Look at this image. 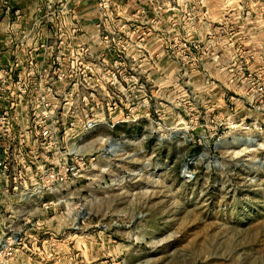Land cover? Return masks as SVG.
I'll return each instance as SVG.
<instances>
[{
    "label": "rangeland",
    "instance_id": "1",
    "mask_svg": "<svg viewBox=\"0 0 264 264\" xmlns=\"http://www.w3.org/2000/svg\"><path fill=\"white\" fill-rule=\"evenodd\" d=\"M183 42L170 40L174 82L152 98L109 105L97 88V106L85 88H58L63 153L74 149L86 163L43 189L42 200H17L22 211L0 194V214L13 213L0 242L12 237L15 252L25 245L30 264H264V93L250 84L219 102L211 84L188 86L179 63L197 67L209 49L183 50ZM260 71L247 80L264 81ZM120 106L121 117L108 113Z\"/></svg>",
    "mask_w": 264,
    "mask_h": 264
},
{
    "label": "crops",
    "instance_id": "2",
    "mask_svg": "<svg viewBox=\"0 0 264 264\" xmlns=\"http://www.w3.org/2000/svg\"><path fill=\"white\" fill-rule=\"evenodd\" d=\"M115 20L122 24L121 29L114 34L112 47H108L102 32L112 29ZM179 34L203 40L208 46L209 50L197 58V67L186 60L179 65L188 86L211 84L219 102L233 93L243 96L241 93L250 85L236 68L241 60L239 39L244 41L246 53L253 54L245 73L264 71V0H0V77L8 71L11 87L0 95V113L10 99L13 107L21 80L29 88L38 82H54L57 94L62 85L69 86L74 94L85 88L86 103L96 102L97 106L103 102L94 93L97 88H103L102 96L109 105L120 102L126 106L129 100L144 94L152 98L153 90L167 91L173 85L178 62L169 44ZM60 39H64L63 44H59ZM58 52L63 53L64 69L70 72L63 82L54 78ZM118 57H125L126 64L119 65ZM231 66L235 71L230 70ZM124 74H133L134 78L125 80L121 77ZM194 79L198 82H192ZM36 95L32 89L14 106L17 120L11 154L22 173L9 180L0 178V194L16 203L19 211L25 207L17 200L44 198V193L32 189L39 181L38 165L47 156L37 138L34 114L39 110L32 103ZM122 106L108 113L121 117ZM30 186V195L21 194ZM4 214H0V233L6 229L5 223L12 221L7 218L13 215L12 208L8 206ZM43 248L46 250L44 243ZM31 260L28 248L22 244L10 264H30Z\"/></svg>",
    "mask_w": 264,
    "mask_h": 264
},
{
    "label": "built area",
    "instance_id": "3",
    "mask_svg": "<svg viewBox=\"0 0 264 264\" xmlns=\"http://www.w3.org/2000/svg\"><path fill=\"white\" fill-rule=\"evenodd\" d=\"M142 11H144L142 9ZM113 28L110 30H105L102 32V38L105 44L108 47H112L114 42V34H116L121 28V23L117 20L113 22ZM233 31H230V34ZM184 48L183 50H194V51H201L203 49V44L201 41H191L188 38L184 37ZM64 39H60L59 44H63ZM117 43L123 44L117 40ZM61 50V49H60ZM58 49V51H60ZM85 51H88V48H84ZM62 51V50H61ZM240 56L244 57L241 60V63L236 66L238 71L241 74H245V78H249L251 72H246L247 65L249 61L253 57L252 54L246 56V52L242 49L239 51ZM63 59L64 55L61 52H58L55 55V80L57 82H63L68 76V70L64 69L63 66ZM116 62L119 65H125L126 59L125 57H118L116 58ZM230 70L235 71V67L231 66ZM123 77L125 80H129L134 78L133 74H124ZM258 77V79H257ZM256 79L250 81L251 88L254 91H258L264 93V81L259 80L262 76H257ZM8 78V71L0 77V95L9 89H11L9 82L7 81ZM19 82V94L13 98V107L12 101L10 99V104L6 106L0 113V143L4 149V154L0 155V178L5 177L8 180L12 177L17 176V174L22 173L21 168L18 166V162L14 161L12 156L11 148L13 145V141L15 140L14 135V123L16 122V116L14 109L16 104L22 99L21 95H26L30 92V90L35 89L37 95L32 99V103L34 102L36 106H38L39 113L34 114L35 123L38 127V142L41 144L45 150L48 149L47 153V160L49 159L50 162L53 164L47 165L46 161L42 162L38 165L39 170V179L35 186L32 188L34 192L45 193L43 189H47L48 191L52 192L57 187V184L66 182L69 178H73L78 176L81 171V164H85V160H79L78 154L74 149H67L63 153V147L60 142V133L59 128L56 124L57 119L55 116V108L58 106L57 104V94L54 90V82L42 84L38 82L33 88H29L28 85L24 83L23 80ZM69 93H66L67 97ZM262 99V98H261ZM94 125L93 121H89L87 127H92ZM62 155V156H60ZM60 156V157H59ZM52 158V160L50 159ZM84 168V167H83ZM28 191H23L21 194H28ZM48 203H45L46 208ZM15 244L16 240L9 237L5 241L0 242V261L8 262L15 253Z\"/></svg>",
    "mask_w": 264,
    "mask_h": 264
}]
</instances>
